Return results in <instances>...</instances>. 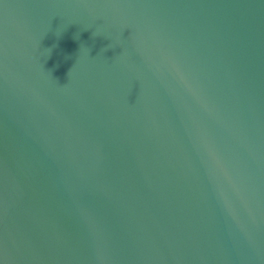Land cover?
<instances>
[{"label": "water", "instance_id": "1", "mask_svg": "<svg viewBox=\"0 0 264 264\" xmlns=\"http://www.w3.org/2000/svg\"><path fill=\"white\" fill-rule=\"evenodd\" d=\"M0 264H264V0H0Z\"/></svg>", "mask_w": 264, "mask_h": 264}]
</instances>
